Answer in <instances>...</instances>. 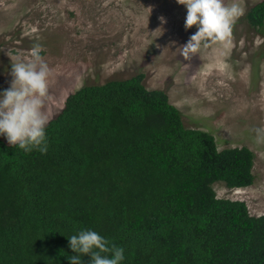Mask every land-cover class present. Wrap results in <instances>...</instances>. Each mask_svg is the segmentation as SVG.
<instances>
[{
	"label": "trees",
	"instance_id": "obj_1",
	"mask_svg": "<svg viewBox=\"0 0 264 264\" xmlns=\"http://www.w3.org/2000/svg\"><path fill=\"white\" fill-rule=\"evenodd\" d=\"M246 18L264 28V0ZM144 78L69 95L44 153L0 138V264H70L82 228L122 246V264H264V215L214 188L252 186L254 152L220 150Z\"/></svg>",
	"mask_w": 264,
	"mask_h": 264
},
{
	"label": "rangeland",
	"instance_id": "obj_2",
	"mask_svg": "<svg viewBox=\"0 0 264 264\" xmlns=\"http://www.w3.org/2000/svg\"><path fill=\"white\" fill-rule=\"evenodd\" d=\"M261 1L237 0L244 11L230 47L210 42L186 60L181 46L196 26L185 29L177 0H0V90L10 86L11 63L31 59L35 44L51 69L42 106L48 122L81 87L144 74L147 89L166 91L186 127L212 133L220 150L254 152L252 186L214 188L264 215V144L253 132L264 126V28L246 18Z\"/></svg>",
	"mask_w": 264,
	"mask_h": 264
},
{
	"label": "clouds",
	"instance_id": "obj_3",
	"mask_svg": "<svg viewBox=\"0 0 264 264\" xmlns=\"http://www.w3.org/2000/svg\"><path fill=\"white\" fill-rule=\"evenodd\" d=\"M177 3L186 8L185 29L196 26V31L181 46L180 55L186 60L210 42H217L224 48L231 46L233 25L244 11L237 0L230 3L225 0H177ZM41 48L42 45L35 44L31 59H17L11 63L10 86L0 90V135L10 146L26 152L35 149L44 153L48 149V116L42 106L48 94L51 69L41 56ZM253 132L255 142L264 144V126L255 127ZM67 239L74 253L66 257L70 264H83L84 255L90 257L88 264H122L125 259L122 246L91 228H82Z\"/></svg>",
	"mask_w": 264,
	"mask_h": 264
}]
</instances>
